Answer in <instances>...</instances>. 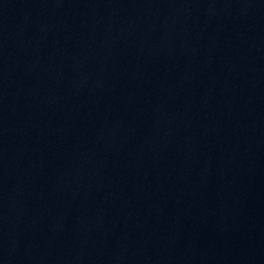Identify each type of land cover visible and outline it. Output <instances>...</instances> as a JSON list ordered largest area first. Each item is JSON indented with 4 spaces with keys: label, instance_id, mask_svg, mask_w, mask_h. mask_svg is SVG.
<instances>
[{
    "label": "water",
    "instance_id": "1",
    "mask_svg": "<svg viewBox=\"0 0 264 264\" xmlns=\"http://www.w3.org/2000/svg\"><path fill=\"white\" fill-rule=\"evenodd\" d=\"M0 264H264V0H0Z\"/></svg>",
    "mask_w": 264,
    "mask_h": 264
}]
</instances>
